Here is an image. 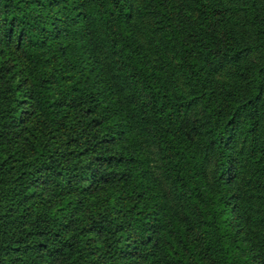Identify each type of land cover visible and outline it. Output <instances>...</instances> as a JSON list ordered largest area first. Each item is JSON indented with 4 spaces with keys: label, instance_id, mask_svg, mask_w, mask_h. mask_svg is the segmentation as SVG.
I'll use <instances>...</instances> for the list:
<instances>
[{
    "label": "trees",
    "instance_id": "1",
    "mask_svg": "<svg viewBox=\"0 0 264 264\" xmlns=\"http://www.w3.org/2000/svg\"><path fill=\"white\" fill-rule=\"evenodd\" d=\"M185 1L0 0V264H264V0Z\"/></svg>",
    "mask_w": 264,
    "mask_h": 264
},
{
    "label": "rangeland",
    "instance_id": "2",
    "mask_svg": "<svg viewBox=\"0 0 264 264\" xmlns=\"http://www.w3.org/2000/svg\"><path fill=\"white\" fill-rule=\"evenodd\" d=\"M171 3L173 6H177V8H181V9H185L186 7V4L188 3L187 1L185 0H171ZM15 73H20V68L19 69H16L14 71ZM28 103L30 105H33V102L28 101ZM26 137V135H25ZM244 173L243 176H241L240 178L237 179V182H238V191L239 193L245 198V199H250V198H253V196L256 195V193H253V187L252 185H250V177L253 176V169L250 167V166H246L244 168ZM254 201L256 200V198L253 199ZM258 204V202H256ZM255 204V205H257ZM30 259V262L32 264H47V262L49 260H51V258L49 257H45L44 256V253L43 252H39L35 255H32L29 257Z\"/></svg>",
    "mask_w": 264,
    "mask_h": 264
}]
</instances>
